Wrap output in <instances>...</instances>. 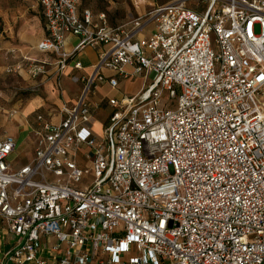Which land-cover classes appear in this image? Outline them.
Segmentation results:
<instances>
[{"label":"built area","instance_id":"2783aa9c","mask_svg":"<svg viewBox=\"0 0 264 264\" xmlns=\"http://www.w3.org/2000/svg\"><path fill=\"white\" fill-rule=\"evenodd\" d=\"M31 1L48 59L19 52L6 74L55 67L61 91L80 50L105 49L60 123L36 118L26 166L10 167L15 139H0V264H264V0H174L117 28L78 0ZM137 77L153 81L108 102L96 139L85 97Z\"/></svg>","mask_w":264,"mask_h":264},{"label":"rangeland","instance_id":"374dc122","mask_svg":"<svg viewBox=\"0 0 264 264\" xmlns=\"http://www.w3.org/2000/svg\"><path fill=\"white\" fill-rule=\"evenodd\" d=\"M155 7L156 0H79L80 9L87 8L93 13L104 14L112 28L121 27L139 18L147 19ZM258 32L256 28V34ZM43 35L44 28L39 9L31 0H0V139L9 134L11 125H15L13 120L21 113L25 102L36 96L41 97V86L38 84L40 79H31L27 75L25 78L9 75L5 73V69L17 61L19 52L36 60L48 59L36 53L34 49ZM74 75L75 83L69 82L66 85V92L82 88V84L78 82L82 74ZM137 78L132 84H126L123 91H132L141 84L147 87L153 81L151 77H148V80L143 77ZM103 93L116 94L104 90ZM161 101L162 105L175 106V100L169 101L168 93L162 94ZM21 140L22 137L15 139L14 157L9 159L14 165L19 163L18 150ZM91 176L90 173L88 178L91 179ZM8 241L13 243L14 239L8 237Z\"/></svg>","mask_w":264,"mask_h":264},{"label":"crops","instance_id":"0c3cea01","mask_svg":"<svg viewBox=\"0 0 264 264\" xmlns=\"http://www.w3.org/2000/svg\"><path fill=\"white\" fill-rule=\"evenodd\" d=\"M172 1L174 0H156V7L153 10H155L159 6H163ZM186 7L193 9V10L196 8L193 1L186 2ZM77 8H78L79 13H81L83 10H89L92 12V10L87 9V8L80 9L79 0H78ZM39 12H40V16L43 22L40 9H39ZM92 14L94 16H97L102 13L92 12ZM126 24L127 23L121 26H124ZM43 28H44V22H43ZM152 30H153V26H149L146 29H144L140 35V38H148L150 34L152 33ZM44 37H45V30H44L43 38ZM77 43H78L77 38L70 36V35L66 36L65 38L66 51L71 52L73 48L77 45ZM104 49L105 48L102 46H96V47L87 46L83 48L82 50H80L75 55V61H78L81 63L82 70L77 71V70H74L72 66H68L66 70H64L62 77H61V91L58 90L56 86V81H55L56 68L55 67L49 68L48 73L46 74L45 77L38 78L40 79V81H38V84L41 86V89H40L41 97L36 96L28 100L27 102H25L21 113L19 115H16V117L13 120L15 125L13 126L11 125L8 131L9 134L7 136L13 137L14 139H19L20 137H22V140L20 141V147L18 150V159H19L18 165H14L12 162L9 161L11 157H14V153L16 149V141H15V149L8 158V164L13 170L15 171L20 170L21 168L26 166L33 158L34 144H35V131L37 130L36 118L38 116H41L44 122L52 126H57L61 122L62 106L66 105L68 107H73L78 104V101L82 97V93H83V84L80 82V79L82 77H86L91 74L93 67L97 64L99 54ZM75 73L82 74L81 78L78 80V82L82 84V88L80 90L74 89V91H71L70 93L66 92V85L69 82L75 83V80H74ZM102 75L105 78L115 77V75L109 71H103ZM25 76L26 74L22 73L17 77L25 78ZM136 79L138 78H130L128 80H118V84L115 88H112L108 83L98 84L96 88L92 90L85 97V102L88 103L89 105L91 106L98 105V108L93 113L91 124H90V131L96 139H100L102 137L103 131L107 127L109 123V119L113 112V109L109 106L108 102L110 100H119L122 97H132V96L137 95L141 91L143 84H141L138 88H134L132 91H127V92L123 91V87L126 84H132ZM62 85H63V88H62ZM103 90L110 92V93H116V94L112 95L109 93H103ZM82 167L87 168V165H82Z\"/></svg>","mask_w":264,"mask_h":264}]
</instances>
